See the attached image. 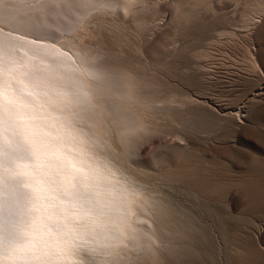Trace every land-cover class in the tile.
<instances>
[{
	"label": "clouds",
	"instance_id": "9594fccd",
	"mask_svg": "<svg viewBox=\"0 0 264 264\" xmlns=\"http://www.w3.org/2000/svg\"><path fill=\"white\" fill-rule=\"evenodd\" d=\"M129 0H0V264H168L137 161L175 106L90 42Z\"/></svg>",
	"mask_w": 264,
	"mask_h": 264
},
{
	"label": "rangeland",
	"instance_id": "374dc122",
	"mask_svg": "<svg viewBox=\"0 0 264 264\" xmlns=\"http://www.w3.org/2000/svg\"><path fill=\"white\" fill-rule=\"evenodd\" d=\"M198 2H137L91 38L174 102L136 162L173 210L168 264H264V0Z\"/></svg>",
	"mask_w": 264,
	"mask_h": 264
},
{
	"label": "bare ground",
	"instance_id": "6f19581e",
	"mask_svg": "<svg viewBox=\"0 0 264 264\" xmlns=\"http://www.w3.org/2000/svg\"><path fill=\"white\" fill-rule=\"evenodd\" d=\"M202 1H204V0H199V2L197 3V4H200ZM207 1H209V0H207ZM137 2H144V0H129V3H128V7H129V9H130V12L132 11V12H136L137 14H138V8L137 7H135V5H136V3ZM137 10V11H136ZM135 13V14H136ZM177 13V12H176ZM178 14H179V12H178ZM117 16H119V17H124V15L121 13V14H118ZM137 20V19H136ZM139 20V19H138ZM137 20V24L139 25V24H141L140 22L141 21H138ZM91 39H94V41L92 42L93 43V45H95V46H98V47H100L101 49H103V50H106V48L101 44V42H100V38H99V36H97L96 34L93 36V38H91ZM108 54H109V56L110 57H112L113 59H115V60H117V61H119L120 63H122L123 64V62L121 61V59H120V57H121V55L119 54V53H117V52H114V51H112V52H108ZM181 102H183L184 103V100L183 101H181ZM169 108H171V109H174L175 107L174 106H171V107H169ZM235 114V113H234ZM237 114V113H236ZM173 236V235H172ZM173 239V238H172Z\"/></svg>",
	"mask_w": 264,
	"mask_h": 264
}]
</instances>
